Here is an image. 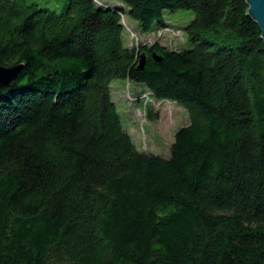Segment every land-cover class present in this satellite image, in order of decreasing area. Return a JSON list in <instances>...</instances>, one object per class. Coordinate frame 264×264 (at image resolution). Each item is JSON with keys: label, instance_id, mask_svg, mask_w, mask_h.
I'll use <instances>...</instances> for the list:
<instances>
[{"label": "trees", "instance_id": "trees-1", "mask_svg": "<svg viewBox=\"0 0 264 264\" xmlns=\"http://www.w3.org/2000/svg\"><path fill=\"white\" fill-rule=\"evenodd\" d=\"M120 1L0 0V65L23 64L0 85V264H264V40L245 0ZM167 9L193 11L190 48L124 42V14L181 32ZM115 78L186 109L168 157L137 149Z\"/></svg>", "mask_w": 264, "mask_h": 264}, {"label": "rangeland", "instance_id": "rangeland-1", "mask_svg": "<svg viewBox=\"0 0 264 264\" xmlns=\"http://www.w3.org/2000/svg\"><path fill=\"white\" fill-rule=\"evenodd\" d=\"M39 7H46L61 12L67 0H26ZM110 6H120L127 10V6L120 0H100ZM163 17L167 26L180 30L171 36L156 40L154 36L158 26L154 25L151 35L141 32L139 24L128 14L121 18L128 28L124 26L123 38L129 46L140 43L152 44L155 41L171 49L186 50L190 43L183 30L194 17L193 11L188 9L164 10ZM112 99L120 113L123 125L131 135L138 150L168 157L170 146L174 141L175 133L183 126L189 124L186 109L171 100L156 99L142 83L124 78H115L111 81ZM146 107L151 110L149 118Z\"/></svg>", "mask_w": 264, "mask_h": 264}, {"label": "water", "instance_id": "water-1", "mask_svg": "<svg viewBox=\"0 0 264 264\" xmlns=\"http://www.w3.org/2000/svg\"><path fill=\"white\" fill-rule=\"evenodd\" d=\"M247 4L246 13L256 22L259 26L261 33L260 37L264 40V0H245ZM155 61L161 62L162 57L156 53H152ZM146 55L142 53L139 57L138 68L143 69L145 64ZM23 68V64H13L10 66L0 65V85L7 86L11 84L18 76Z\"/></svg>", "mask_w": 264, "mask_h": 264}, {"label": "built area", "instance_id": "built-area-1", "mask_svg": "<svg viewBox=\"0 0 264 264\" xmlns=\"http://www.w3.org/2000/svg\"><path fill=\"white\" fill-rule=\"evenodd\" d=\"M176 32H179V31H176ZM174 33H175V31H172L170 28L165 27L161 30H158L157 33L155 35H152V36H154V38H156V40H159V39L165 38L167 36H171Z\"/></svg>", "mask_w": 264, "mask_h": 264}]
</instances>
